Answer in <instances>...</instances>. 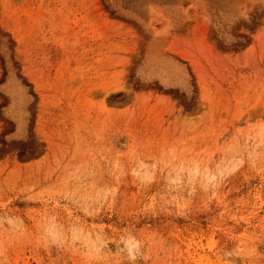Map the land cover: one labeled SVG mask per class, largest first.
I'll return each instance as SVG.
<instances>
[{
    "label": "rangeland",
    "instance_id": "obj_1",
    "mask_svg": "<svg viewBox=\"0 0 264 264\" xmlns=\"http://www.w3.org/2000/svg\"><path fill=\"white\" fill-rule=\"evenodd\" d=\"M0 264H264V0H0Z\"/></svg>",
    "mask_w": 264,
    "mask_h": 264
}]
</instances>
